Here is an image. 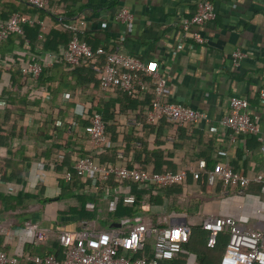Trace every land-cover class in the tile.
<instances>
[{
  "label": "crops",
  "instance_id": "obj_1",
  "mask_svg": "<svg viewBox=\"0 0 264 264\" xmlns=\"http://www.w3.org/2000/svg\"><path fill=\"white\" fill-rule=\"evenodd\" d=\"M200 1L50 0L49 10L38 11L28 0H0V21L20 13L35 20V26L57 31L62 29L61 23L77 20L81 38L89 40L94 47H116L158 68L159 74L167 80L165 101L201 110L209 117L207 122L184 127L165 120L150 127L144 124V116L140 114L144 110L142 105L127 109L121 95L110 93L107 97L105 94V101L115 113L110 124L116 128V139L113 144H107L108 147L122 156V148L129 141L135 147V151L126 150V157L115 158L112 150L105 152L95 147L82 126L68 131L70 134L54 130L46 136L40 135L41 128L45 131L51 128L47 118L53 114L51 105L58 111L71 112L79 104L86 108L89 100L78 88L76 95H69L68 99L67 93L60 98L55 96L51 102L34 101L35 97H31L35 103H28L24 110L15 104L8 107L2 94L12 85V75L7 71L12 59L3 62L0 75V132H3L0 138V230L3 240H0V250L12 258L19 256L17 264H31L24 258L27 256L48 254L63 231L126 232L140 223L167 227L183 222L194 228L201 227L209 216H230L249 227L264 226V196L260 184L252 182L244 195H237L226 193L222 186L205 189L207 177L204 175L200 180L193 177L201 161L206 162L209 171L227 163L244 175L264 174L262 142L258 137H234L232 130L221 124L229 113L231 98L241 97L248 100L252 119L264 130V103L259 99V91L264 88V0H210L216 18L185 30L183 23L193 18ZM122 9L133 15L132 22L118 21ZM197 32L205 38L203 44L194 40ZM44 39L42 35L37 38V52ZM237 50L247 53L238 65L233 60ZM47 54H42L41 59H46L50 55ZM44 67L50 71L53 65ZM147 79L152 85L153 79ZM31 89L27 86L20 96L23 98ZM147 94L138 97L139 102H144ZM108 135L112 138L113 132L109 131ZM220 150L226 151L227 156H218ZM61 154L65 155L66 166L71 168L77 158L87 155L99 163L107 161L130 168L145 166L150 172H164L174 166L177 172H187V181L170 190L155 189L156 202L144 191L145 196L131 216L125 214V210L133 206L124 203L125 195L133 194L129 186L113 197H107L101 187L87 186L93 198L102 197L96 218L87 221L79 213L82 205L77 197L78 185L73 179L67 182L64 176L68 170L55 163L61 162ZM133 195L137 199V195ZM97 206L88 202L86 210L94 212ZM125 220H129L128 223L124 224ZM29 223L40 226L44 234L42 240H34V234L27 229ZM154 242L153 236L148 237L139 255L151 256ZM223 254L216 256V262ZM189 259L199 264L198 255L185 245V253L160 264H187Z\"/></svg>",
  "mask_w": 264,
  "mask_h": 264
},
{
  "label": "built area",
  "instance_id": "obj_2",
  "mask_svg": "<svg viewBox=\"0 0 264 264\" xmlns=\"http://www.w3.org/2000/svg\"><path fill=\"white\" fill-rule=\"evenodd\" d=\"M29 5L38 11L46 10L50 0H28ZM216 18L215 8L210 0H202L193 18L183 23V28L189 30L191 26H201L210 23ZM122 24L132 22L134 17L126 9H122L117 17ZM36 21L27 16L14 13L7 21H0V41H4L10 34H24L25 25H35ZM83 23V22H82ZM74 32V38L70 41L68 48L61 54H50L41 62H31L23 65L22 72L32 75L38 79L43 71L44 65H53L56 59H63L69 65H78L82 58L94 57L93 49L86 42L79 39L80 28L67 26ZM194 40L203 44L206 40L200 33H195ZM98 54H104L98 50ZM247 57V53L237 50L233 54L235 64ZM101 85L107 95L119 87L129 95L140 97L152 89L145 78L151 77L154 86V99L152 109L147 113V121L157 124L162 119L178 126L198 124L209 121V117L201 110L193 109L178 103L165 101L167 92V80L159 74V69L150 66L135 55L123 53L117 50L107 55L106 63L102 69ZM69 98L68 95L65 96ZM259 99L264 103V88L259 91ZM85 106L79 104L75 108L77 115L86 113ZM250 104L247 99L232 97L230 100L229 113L221 120L222 126L232 130L234 137L257 136L262 142V153L264 155V130L256 123L250 115ZM60 125V122H58ZM77 124L69 127L74 131ZM89 140L97 148L102 149L108 143L107 126L105 119L100 114L90 117V125L84 128ZM218 156L225 157L227 152L218 151ZM119 158H123L119 155ZM64 155L59 156L63 160ZM74 168L86 181L91 182L92 187L100 186L107 192V197H113L115 193H123V189L116 188L111 191L104 188L111 178L119 183H136L140 189L151 187H169L181 185L187 181V172H167L156 174L136 167L116 165L115 163H99L94 157L87 155L77 158ZM204 175L211 187L221 183L226 193L244 195L252 182L261 185V194L264 196V174L255 173L252 176L235 172L230 164H220L215 170H208L205 161L199 163V171L194 172L195 180H200ZM67 182H72L73 175L68 172L64 176ZM100 184V185H99ZM136 197L126 194L125 204H134ZM129 220H125L124 224ZM27 229L34 234V240H42L44 234L38 224L29 223ZM208 232L207 246L211 249L218 244L219 237L227 234L229 242L221 257L220 264H264V226L262 228L249 227L241 224L233 217L209 216L201 225ZM192 227L187 223L173 224L167 227L148 226L140 223L126 232H99L91 233L63 231L58 237L62 248V258L54 255L27 256L24 257L31 264H160L164 261L174 260L178 255L185 253V245L190 241ZM153 236L152 255L149 257L139 254L145 248L146 239ZM22 256H20L21 258ZM19 256L12 258L4 250H0V264H17ZM187 264H198L189 259Z\"/></svg>",
  "mask_w": 264,
  "mask_h": 264
},
{
  "label": "trees",
  "instance_id": "obj_3",
  "mask_svg": "<svg viewBox=\"0 0 264 264\" xmlns=\"http://www.w3.org/2000/svg\"><path fill=\"white\" fill-rule=\"evenodd\" d=\"M49 10V7L44 10ZM72 15V14H71ZM69 16V19H72L73 16ZM5 21V20H2ZM77 20L61 23V30H45L44 28L40 26H31V27H24V34L20 35L18 33L10 34L8 38L4 41H0V75L2 74L3 70L1 69L2 63L8 62L9 59H12V62H10L11 67L7 69L9 73H11V81L12 85L10 90L4 91L2 94V97L6 99L8 102V107L12 105H16L18 109L24 110L28 103H32L34 101H37L38 99L44 100L46 102H51L53 98H59L63 93H67L68 96H75L76 91L78 88L81 89V94L85 95L87 97V101L89 100V105L86 107V113L84 115H77L74 110L71 112H62L58 111V109H54L53 105L50 106L51 112H53L52 115L48 116V122L51 125L50 129L48 130V133H46L45 128H41L40 135H45L51 133V131L54 130H62L66 132L67 134H70L68 131L69 127L76 123L77 127H87L90 125V117L92 118L94 114H100L106 121L107 126V134L110 132H113V137L109 138L108 143L109 145L114 143L115 137V127H113L110 123L114 120L115 113L111 111V104L109 102H106L104 99L105 92L102 89L101 85V75H102V69L106 63L107 55L110 53H113L116 50V47H110V48H103V47H94L89 40L87 39L83 40V36H81L78 33L79 39L81 41L86 42L88 45L91 46L94 52V57L92 58H82L80 60V63L78 65H69L67 64L63 59H56L53 62V67L49 71L48 68L44 67L43 71L38 79H35L32 75L22 72V67L25 64L31 63V62H41V55L44 53L48 54H61L64 50L68 48V45L70 41L74 38V32L67 28V26H76ZM39 35H42L45 39L43 40V46L41 50L38 52L36 51V41ZM41 37V36H40ZM82 37V38H81ZM98 50H103L104 54H98ZM145 80L148 82L149 80L145 78ZM150 84V81L148 82ZM31 86L32 89L25 94V96H20V94L23 92V90L27 86ZM112 94L121 95L123 97L122 104H125L127 109H136L144 107V110L140 111V114L144 116V124L150 127H154L155 125L159 124H150L147 122V113L152 109L153 106V99H154V86L152 81V89L148 92V94L145 97L144 102H139L138 97L129 95L128 92L122 91L119 87H116ZM23 94V93H22ZM112 96V95H111ZM31 97H35V100L33 101ZM121 97V98H122ZM35 103V102H34ZM165 121H168L167 119H162ZM58 122H60V125H58ZM187 125V124H186ZM186 125H183L186 126ZM2 131L0 132V138H2ZM14 136V134H12ZM109 136V135H108ZM76 137H79L78 134H76ZM104 145L103 149H105V152H111L113 147H108V145ZM135 147L132 145L131 141L125 145L123 150L124 157H126V150L128 152L135 151L133 150ZM114 152V153H113ZM113 157L117 158L119 153L116 151V149L112 150ZM64 155V154H63ZM113 157L111 160H113ZM65 159V155H64ZM56 161L55 163L58 164V167H63L68 170V172L72 173L73 180L75 181L74 184L78 185L79 187V194H77L78 199L81 201V208L79 209V213L81 214L82 218L84 220L90 221L96 218V213L98 211V208L100 207L102 203V197L100 198H93L91 195V191L87 189V186L90 188L92 187L91 182L86 181L82 178V176L76 171L75 168H71L69 166H66L65 160ZM107 162V161H106ZM104 162V163H106ZM63 164V166H62ZM136 168L140 170H146L148 171V168L145 166H139L136 165ZM132 168V167H131ZM174 166H170L168 170L162 171H154L153 173L156 174H162L167 172L177 173V170ZM65 171V170H64ZM66 172V173H68ZM107 185H104V188H108L111 191H115L116 188L120 187L123 189V187L129 186L130 192L137 195L138 202L135 204H132V208H129L128 210H125V214L132 215L135 206L139 205L140 200L142 197L145 196V192H147L150 195V199L152 202L157 201V196L153 194L154 190H166L169 188H174L177 185L169 186V187H151L146 188L145 190L140 189L139 185L136 183H119L114 178H111ZM128 184V185H127ZM100 185V184H99ZM205 189L211 188V186L208 185L207 182H205ZM223 185L221 183H218L216 187H220ZM100 186H97V188ZM236 187H233L232 191L235 192ZM76 189V187H75ZM89 191H87V190ZM261 189V188H260ZM141 190V191H140ZM155 190V191H156ZM170 190V189H169ZM145 191V192H144ZM63 192H65V188H63ZM153 199V200H152ZM50 201V200H47ZM93 202L97 206L95 208L94 212H87V203ZM122 207V206H121ZM1 231V230H0ZM2 231L0 232V240H3L1 236ZM207 240H208V232L202 229V227H194L192 228V235L190 237V241L186 245L187 248L192 249L193 252H195L198 255L199 264H212L211 262L215 260L216 262V256H218L219 253H224L226 246L229 242V236L227 235H221L218 240V244L215 248L211 249L207 246ZM1 242V241H0ZM1 249V248H0ZM46 255H54L57 258H62V248L58 242H55L53 244V247L50 248V251ZM220 260H218L216 263L220 264Z\"/></svg>",
  "mask_w": 264,
  "mask_h": 264
}]
</instances>
